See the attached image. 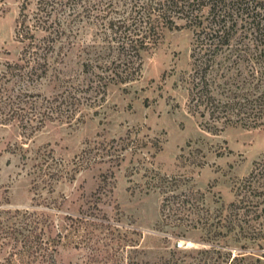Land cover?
<instances>
[{"label":"rangeland","instance_id":"374dc122","mask_svg":"<svg viewBox=\"0 0 264 264\" xmlns=\"http://www.w3.org/2000/svg\"><path fill=\"white\" fill-rule=\"evenodd\" d=\"M38 2L0 0V78L27 45L17 33L22 9L31 17ZM84 33L90 39L94 27ZM192 49L190 30L166 31L144 54L139 80L111 86L98 107L82 108L83 119L54 115L40 124L43 117L37 115L31 122V107L48 106L58 84L2 79L0 209L29 211L43 240L31 255L0 247V264H155L180 243L185 251L202 247L199 232L177 239L182 227L160 225L163 195L149 183L157 176L183 177L181 189L193 188L207 207L228 206L235 200L234 186L264 159V126L233 121L221 131L206 129L189 105L185 85ZM78 61L74 50L67 65L76 71ZM24 89L32 97L22 98L28 104L21 111L16 97ZM117 150L121 161L113 156ZM41 157L60 177L40 176L33 166Z\"/></svg>","mask_w":264,"mask_h":264},{"label":"trees","instance_id":"16d2710c","mask_svg":"<svg viewBox=\"0 0 264 264\" xmlns=\"http://www.w3.org/2000/svg\"><path fill=\"white\" fill-rule=\"evenodd\" d=\"M24 13L25 8L17 33L27 45L0 83L11 75L29 85L57 83L59 90L47 98L48 106L31 107V122L37 115L43 117L40 124L54 115L83 119L82 108L98 107L111 86L139 80L144 54L158 46L166 31L187 29L193 33V49L185 85L193 113L214 132L233 121L264 126V0H39L31 17ZM87 27H94L90 39H85ZM74 50L76 71L67 65ZM24 91L16 97L21 111L28 104L22 98L32 97ZM118 152L113 156L121 161ZM46 163L41 157L33 168L40 176L60 177ZM157 177L149 185L163 195L160 225L182 227L177 239L199 232L202 247L185 251L177 245L155 264H264V159L234 186L235 200L213 210L193 188L181 189L183 177ZM29 217V211L0 209V247L31 255L41 246L43 236Z\"/></svg>","mask_w":264,"mask_h":264},{"label":"water","instance_id":"95a60500","mask_svg":"<svg viewBox=\"0 0 264 264\" xmlns=\"http://www.w3.org/2000/svg\"><path fill=\"white\" fill-rule=\"evenodd\" d=\"M186 244V243H185ZM187 245V244H186ZM184 246V243H180V244H178V247L179 248H181V247H183Z\"/></svg>","mask_w":264,"mask_h":264}]
</instances>
